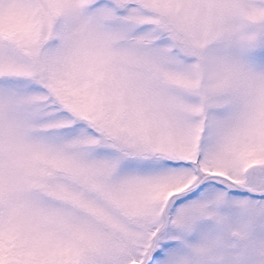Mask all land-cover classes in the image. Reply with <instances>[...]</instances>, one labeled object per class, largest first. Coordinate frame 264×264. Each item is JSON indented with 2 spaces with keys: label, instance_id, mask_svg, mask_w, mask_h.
<instances>
[{
  "label": "snow or ice",
  "instance_id": "6c2138e0",
  "mask_svg": "<svg viewBox=\"0 0 264 264\" xmlns=\"http://www.w3.org/2000/svg\"><path fill=\"white\" fill-rule=\"evenodd\" d=\"M0 264H264V0H0Z\"/></svg>",
  "mask_w": 264,
  "mask_h": 264
}]
</instances>
